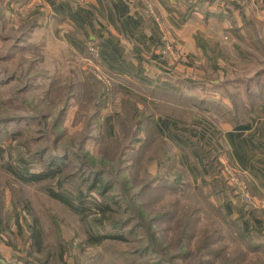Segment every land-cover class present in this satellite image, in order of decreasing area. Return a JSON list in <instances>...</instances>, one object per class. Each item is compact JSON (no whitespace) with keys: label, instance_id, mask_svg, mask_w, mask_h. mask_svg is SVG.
<instances>
[{"label":"rangeland","instance_id":"1","mask_svg":"<svg viewBox=\"0 0 264 264\" xmlns=\"http://www.w3.org/2000/svg\"><path fill=\"white\" fill-rule=\"evenodd\" d=\"M40 1L42 5L34 7L30 0H0V216L4 220L0 227V264H28L32 260V215L22 207L27 201L43 223L46 243L54 248L49 246L51 250L58 253L62 246L65 264H200L199 261L207 264L212 258L211 252L220 245L230 258H222L223 251L219 248L214 255L221 254L213 259L216 260L213 264H236L237 255L241 264H264V254L244 252V241L240 238L236 239L237 243L227 240L216 245L213 238L202 235V230L191 229L189 218L197 223V218L204 214L200 210L183 211L178 227L173 214L180 205L179 199L185 203L199 199L177 194L185 188H175V183L188 181L181 166L188 170L194 183L192 190H198L209 180L208 168L206 173L192 174L193 170L190 172L182 165L171 139L175 134L172 128L176 127L169 128L166 136L161 134L154 128V115L152 124L136 125V131L133 127L129 130L130 126L125 128L121 118L131 115L126 104L132 101V93L117 84H130L111 73V62L100 50L101 41L107 38L96 37L100 22L91 0H79L83 5L75 10L84 14V19L79 21L65 12L62 4L65 0H56L58 3L52 8H47L44 0ZM9 3L14 9L8 7ZM260 4L255 6L258 8L255 15H260L261 20H250L248 24L254 23L255 32L249 30L240 35V29L237 34L225 31L213 44L196 36V54L192 55L195 59L189 53L176 57L177 46L164 39L158 46L163 61L150 58L147 63L158 69V63L166 65L167 77L174 74L189 82L186 86L187 91L191 89V95L209 98L221 110H238L235 116L226 111L223 115L229 120H219L220 124L232 125L233 120L245 118L249 114L246 109L251 110L248 116L251 118L262 105L259 101L255 103L251 94L263 89L260 84H264V42H261L264 40V0ZM64 16L68 18L65 22ZM249 35H257L259 39L249 40ZM70 38L81 41L85 48L76 42L82 50L79 52ZM200 42L212 49L205 51ZM127 59L124 54L123 60ZM178 64L183 69L178 70ZM133 93L156 113L157 102L150 96L146 101L140 93ZM137 106L145 108L142 104ZM194 106L201 108L197 103ZM202 109L209 114L212 111ZM138 116L139 112L135 111L132 122ZM195 116L213 124V118L206 119L209 117L198 113ZM218 116L221 115L214 114L215 118ZM214 154L215 165L228 176L230 184L238 186L243 202L251 205L244 199L250 185L235 167L224 164ZM50 162L59 175L54 180L34 184L22 182L5 168L37 173L47 170ZM226 169L233 172L235 182ZM94 180H99V185L109 183L105 195L89 188ZM45 185L54 186L76 206H85L87 214L77 215L50 199L43 190ZM203 188L204 192L210 189ZM254 198L262 202L264 195ZM108 204L113 208L112 214L102 219L99 209ZM120 204L122 207L118 208ZM254 207L264 210V207ZM231 209L228 204L230 213ZM254 212L249 213L253 218ZM185 224L188 229H183ZM89 232L124 233L127 239L92 244L85 239ZM253 236L264 244V231ZM145 248L150 251L149 255H136Z\"/></svg>","mask_w":264,"mask_h":264},{"label":"crops","instance_id":"2","mask_svg":"<svg viewBox=\"0 0 264 264\" xmlns=\"http://www.w3.org/2000/svg\"><path fill=\"white\" fill-rule=\"evenodd\" d=\"M72 1H62L65 12L67 14L70 12V17L76 19L75 21L84 19V14L75 10V7L83 5H78L81 0H75L76 5ZM30 2V5L34 7L42 5L40 0H30ZM260 2L261 0H251L249 5L244 6L243 14L241 10H234L223 1H216L214 4H209L207 1L197 2L189 6L187 0H91L90 5L94 7L95 17L100 22L97 39L107 38L106 41H101L102 49L100 50L109 58L111 62L109 69L113 75L119 79L140 83L145 87L181 92L187 88L178 82H172L167 77L166 65L160 62L157 64L158 69L147 63L150 58L156 62L162 60L158 46L168 40L177 46L176 57L187 53L192 57L196 54V36L205 38L213 44L219 41L221 33L225 31L237 34L240 29V35L249 33V30L255 32L254 23L248 24L250 20H261L260 15L257 17L255 15L258 10L255 6L259 7ZM56 3H58L56 0L43 2L47 8L55 7ZM8 7L14 9L11 3ZM59 7L62 9V6ZM64 18L65 22L68 18L66 16ZM89 19L92 20V17ZM251 35L248 37L249 40H254L255 37L259 39V36ZM70 39H72L71 42L75 41V47L79 52L82 50L77 43L85 48L81 41ZM262 41L264 42L263 39ZM128 48L132 49V53L126 52L130 50ZM124 54L129 57L126 61L123 60ZM197 54L199 55L198 52ZM168 59L173 60L171 56ZM176 68L183 69L181 64H178ZM169 76H174V79L180 77L174 74ZM117 85L127 93L134 91L131 85L126 86L123 83ZM192 91L195 93L196 90ZM188 93H191V89ZM141 95L142 99L149 101L145 94ZM153 122L154 128L165 136L169 128L176 127L172 128L175 134L171 136V139L179 154L180 163L190 172L193 170L192 174L206 173L207 168L199 151L182 135L187 132L196 136L194 139L200 144L217 153L224 164L235 167L242 175V179L250 185L252 194L259 197L264 195V103L248 121L235 125L228 123L215 125L201 116H195L186 122L173 118L170 120L157 114ZM254 219L257 225L260 224L259 222L263 224L257 216Z\"/></svg>","mask_w":264,"mask_h":264},{"label":"trees","instance_id":"3","mask_svg":"<svg viewBox=\"0 0 264 264\" xmlns=\"http://www.w3.org/2000/svg\"><path fill=\"white\" fill-rule=\"evenodd\" d=\"M72 1V0H70ZM74 1V0H73ZM72 1V2H73ZM77 1V0H76ZM189 3V6L195 5L197 2H204L207 1L209 4H214L216 1L224 2L228 4L229 7L232 9L236 10L239 9L241 10L242 14L244 11V6H247L250 4L251 0H187ZM78 5H82V3H78ZM202 45L201 48H203L205 51H209L212 48L209 46L204 45L203 42H200ZM260 44V43H259ZM85 46V45H84ZM212 52H210V55L212 56ZM128 57L127 55H125ZM169 79H174V76H169ZM179 83H182L184 85V88H187L186 85L189 84V82L184 81L181 78H177ZM127 81V80H126ZM128 84H130L135 93H140V94H145L146 96H150L152 100L157 102V109L156 113L152 110V108L145 102H142L139 100L138 96L134 93H132V101L128 102L126 104V107L131 110V115L130 116H122L121 121L124 123L123 125H126L125 128L129 130L133 127L135 130L134 126L136 125H144L147 124V122H150L152 124V118L153 115H161V116H173V118H178V119H183V120H192L194 118V115L201 114L203 116L209 117L206 119L213 118L211 120L215 125H219L221 121L229 120L227 119V116H224L223 114L226 111H230L232 115H237L238 110H230L228 108H225L224 110H221V106L217 104L216 102H213L209 98H197L196 96L191 95L188 93L187 90L183 89L181 92H173V91H167V90H162L158 88H149L145 87L144 85L132 81H128ZM263 85V89H259L257 92L251 94V97L254 98L255 103L260 102V104L264 103V84H260V86ZM194 103H197L200 105V109L195 108ZM144 105L145 108L140 107L138 109L137 105ZM203 107L209 108L211 113H207L202 109ZM142 108V109H141ZM246 107H244L245 109ZM215 109H218L222 111V113H219ZM135 111L139 112L138 118H136L135 122H132L131 116L135 113ZM248 113H252L251 110L246 109ZM221 115L218 116V118L214 117V114ZM249 114L245 116V118H242L240 120H233L232 124H237L241 122L248 121L249 119ZM221 120L220 122H218ZM136 131V130H135ZM154 133V132H153ZM156 134V133H155ZM185 138H187L190 142V144L195 147L198 151L201 157L203 158V161L208 168L210 172V178L208 181H206L200 188L198 187V190H192L194 187V183L192 182V179L190 178V175L188 173V170L181 166L183 169L186 178L188 181L185 183L184 181L181 180L179 183H175L177 185H174L175 188L177 187H184L185 189L182 190L183 192L177 193L179 196L183 197H190V198H199L197 199L196 202L194 203H185L182 202L179 199V204L178 207L176 208L177 212H174V219L176 220V224H178V227L180 228L181 225V218H182V212L183 211H198L200 210L203 212V216H199L197 218V223L194 222L193 218H189L191 221V229H200L202 230V235H208L209 237L214 239V243L216 245L224 244L225 241H230V242H236L237 238L242 239L244 242L243 244L245 245V251L246 253H252V252H262L264 254V244H260L254 239L253 234L258 233L260 230L264 231V210H261L263 208H255L251 206L250 204H247L243 202L241 198V193L238 190V186H234L229 183L228 181V176L224 175L222 172V169L220 166L215 165L214 159H215V154L212 152L210 149L207 147L203 146L198 142V140H195L191 136H187L186 133H183ZM155 139V138H154ZM170 147V146H169ZM1 150V149H0ZM2 152L0 151V154ZM176 161V159H175ZM179 162V161H178ZM3 164H8L7 162H4ZM9 165V164H8ZM53 162H50L48 164L47 170H42L37 173H26L24 171H16L11 168L5 167L10 173L14 175L15 178L21 180L22 182L26 184H34L39 181H44L47 179H52L54 180L58 175L59 172L56 170V168L53 167ZM216 167V168H215ZM99 180H94L93 183H89V188L96 189L101 195H105L108 190L107 187L109 183H102L101 185L98 184ZM205 187H210L208 189V192H204ZM197 189V188H196ZM43 190L46 193V195L66 207L68 210H71L77 215H85L87 208L85 206H76L73 204L74 202L68 199L65 194L61 193L58 191L54 186L51 185H45L43 186ZM175 192L176 189H175ZM188 194H187V193ZM148 200V199H147ZM232 201H235L238 204H234ZM118 203V202H116ZM228 204L230 205L231 212L228 210ZM26 210H29L30 214L32 215V233L30 236L31 246L34 251L32 255V260L28 262V264H38L36 261H40L41 264H65L63 261V252L64 250H61L62 246H59L60 251L58 253H54L52 249L53 246L48 245L46 243L45 239V228L42 225V221L39 219V217L34 213L33 207L31 202H25L24 205H22ZM121 204L119 205L118 208H121ZM108 205H103L101 207L100 212L102 219H105L109 214H112V210ZM254 210L255 215L259 217L263 225L259 226L256 224L255 219L251 217L249 214L250 211ZM3 218L0 216V227L3 225ZM103 220H100V222ZM245 225H247L248 229H245ZM188 224H185L183 226V229H188ZM88 232V231H87ZM1 233V229H0ZM262 233V232H260ZM259 233V234H260ZM86 241L87 243H92V244H100L101 242L107 240V239H115L117 241L119 240H126L125 234L124 233H110V234H102L101 232H96L95 234H92L89 232V234L86 235ZM191 242H189V245L192 244V239L189 238ZM250 239L252 241L247 240ZM237 243V242H236ZM51 246V248L49 247ZM0 247H2V244L0 242ZM223 251L222 253V258L225 257V260H227L229 257L227 250H223V245L219 247ZM215 248L214 252L211 255L212 258H210V261L207 264H213L215 263L216 260H213L217 257H219V254H216L218 251ZM1 250V249H0ZM2 251V250H1ZM240 253L243 254L242 250ZM150 254V251L147 250V248L139 250V252L136 255L140 256H147ZM16 255V254H14ZM17 257V256H16ZM236 264H241L242 261L240 259V255H237L236 258ZM199 263L204 264V261H199Z\"/></svg>","mask_w":264,"mask_h":264},{"label":"built area","instance_id":"4","mask_svg":"<svg viewBox=\"0 0 264 264\" xmlns=\"http://www.w3.org/2000/svg\"><path fill=\"white\" fill-rule=\"evenodd\" d=\"M226 171L230 172V174H231V178L230 179H231L232 182H235L236 178H235V175L233 174V172L231 170H227V169H226ZM254 197H255V195L252 194L251 191H247V193L244 194V199L246 201H250L251 202V206H253V207L254 206L264 207V199L262 200V202L261 201L257 202Z\"/></svg>","mask_w":264,"mask_h":264}]
</instances>
